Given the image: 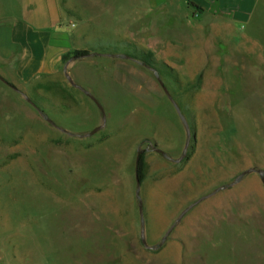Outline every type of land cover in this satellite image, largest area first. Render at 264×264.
Masks as SVG:
<instances>
[{
    "label": "rangeland",
    "instance_id": "1",
    "mask_svg": "<svg viewBox=\"0 0 264 264\" xmlns=\"http://www.w3.org/2000/svg\"><path fill=\"white\" fill-rule=\"evenodd\" d=\"M59 4L56 72L0 81V264H264V0Z\"/></svg>",
    "mask_w": 264,
    "mask_h": 264
},
{
    "label": "crops",
    "instance_id": "2",
    "mask_svg": "<svg viewBox=\"0 0 264 264\" xmlns=\"http://www.w3.org/2000/svg\"><path fill=\"white\" fill-rule=\"evenodd\" d=\"M236 2L241 6L236 18L246 20L258 0ZM62 18L59 0H14L0 6V77L28 91L36 80L56 72L67 50Z\"/></svg>",
    "mask_w": 264,
    "mask_h": 264
},
{
    "label": "water",
    "instance_id": "3",
    "mask_svg": "<svg viewBox=\"0 0 264 264\" xmlns=\"http://www.w3.org/2000/svg\"><path fill=\"white\" fill-rule=\"evenodd\" d=\"M125 58L130 59L129 57H125ZM146 68L149 69V70H151V71H153V70H152L151 68H149V67H146ZM153 73H154V72H153ZM64 74H65L66 79L68 80V82H69L71 85H73V84H72V81H71V79H70V77L67 76V74H66L65 72H64ZM155 77H156V79H157V81H158L160 87L162 88L163 92L165 93V95H166V96L168 97V99L173 103V100L170 98L167 89L165 88V86L163 85V83L160 81V79H159V77H158L157 74H155ZM0 81L3 82L4 84H6V81H5L3 78H1V77H0ZM12 89L15 90V91H17V92H19V91L16 90L15 88H12ZM87 95H88L89 98L92 99V101L97 105V107H98L99 109H101L100 105H99L98 102L94 99V97L91 96L89 93H87ZM27 101H28L32 106H34L29 100H27ZM173 104H174V103H173ZM175 109H176L178 115L181 117V120L183 121V123H184V125H185V129H186V131H188V130H187L186 123H185V120H184V118L180 115V111H179V109H178L176 106H175ZM46 121H47L49 124H51L53 127L57 128V127H56V126H55L50 120L47 119ZM100 128H101V127H97V128H95V129L91 132V134L95 133V132L98 131ZM152 150L155 151V152H157V153L163 154V152H162L160 149L156 148V147H153ZM140 156H141V152H139V153L137 154V157H136V160H135V178H136V187H137V190L139 189V186H140V183H139V181H138V179H137V167H138V162H139ZM255 171L259 174V177H260L261 183H262V185H263V187H264V171H263V170H256V169H254V168H250V169H247V170H245L244 172H242V173L239 175L238 178H240V177L243 176L244 174L251 173V172H255ZM236 181H237V180H236ZM141 211H142V209H141V207H140V208H139V213H140V215H141ZM183 214H184V212L180 215V217H181ZM172 228H173V226H171V227L168 229V231L164 234V237L162 238L161 243L164 242L165 238L168 236V234H169V232L171 231Z\"/></svg>",
    "mask_w": 264,
    "mask_h": 264
},
{
    "label": "trees",
    "instance_id": "4",
    "mask_svg": "<svg viewBox=\"0 0 264 264\" xmlns=\"http://www.w3.org/2000/svg\"><path fill=\"white\" fill-rule=\"evenodd\" d=\"M88 51L86 50H77L72 53V58L79 59V58H84L87 57ZM129 56L130 59L138 61L141 65H144L145 67L153 68L154 67V61L152 59V54L151 52H143L140 51L136 56L134 55H127ZM6 85L9 86L10 88H14L11 84L6 82ZM141 166H142V154L140 156L139 162H138V167H137V179L138 181H141L142 175H141Z\"/></svg>",
    "mask_w": 264,
    "mask_h": 264
}]
</instances>
